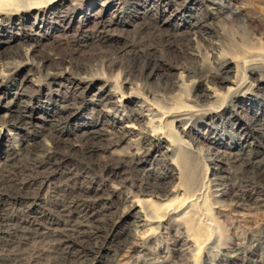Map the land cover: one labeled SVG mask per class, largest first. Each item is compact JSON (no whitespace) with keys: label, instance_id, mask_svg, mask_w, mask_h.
I'll return each instance as SVG.
<instances>
[{"label":"rangeland","instance_id":"obj_1","mask_svg":"<svg viewBox=\"0 0 264 264\" xmlns=\"http://www.w3.org/2000/svg\"><path fill=\"white\" fill-rule=\"evenodd\" d=\"M161 1L172 4L171 9H160L159 0H97L88 15L99 13L104 29L94 28L93 19L82 16L86 10L82 4L65 20L42 27L33 24L32 18L11 31V23L4 25L12 39L0 45V53L13 55L30 47L32 55L30 61H19L0 83V257L6 259L1 264H57L62 246L57 247L56 240L71 245L79 241L75 220L85 208L70 204L74 207L64 213L62 208L68 204L64 198L77 197L80 188L89 189L88 196L99 197L93 202L94 211H100L97 218L107 226L100 232L98 248L89 252V264H264V171L259 183L248 185L241 181L251 178L247 173L242 172L241 178L238 173L233 176V165L221 155L214 156L218 151H232L264 166L263 77L251 80L253 91L243 92L235 107H227L223 116L218 112L210 123L196 116V125L186 129L185 135L181 129L186 123L174 124L171 128L181 132L184 146L179 144L168 153L164 141L155 140L134 167H113L112 161L122 158L128 146L123 142L109 147L115 137L109 132H119L120 126L112 124L110 104L104 108L97 102L111 90L101 79L104 74L142 80L150 94L168 98L177 90L167 89L166 84L178 79L181 68L195 72L191 78L196 82L208 72L212 61L204 56L213 50L212 44L221 45L223 51L242 50L261 39L264 46V0H222L240 12L246 23L219 12L206 0ZM197 19L217 35L193 34L186 22ZM132 42L139 46L133 48L138 52L125 49L124 44ZM198 52L203 57H197ZM1 62L12 61L0 58ZM110 67L111 73L107 71ZM152 67L156 70L146 77ZM46 73L53 74L46 77ZM234 76L235 72L231 78ZM92 77L101 80L84 79ZM80 78L85 81L75 86ZM215 88L224 91L226 86ZM123 92L128 96L129 91ZM118 99L116 96L109 103ZM125 104L129 111L136 110L133 104ZM12 106L28 109L31 115L26 123L9 117ZM255 118L263 126L257 132L249 123ZM89 126L101 129V136L92 138L90 145L81 135L91 130ZM245 133L248 147L242 150L237 147L241 146L238 136ZM46 149H51L50 158ZM208 149L214 158L206 156ZM116 171L118 176L113 175ZM216 184L221 186L216 189ZM114 186L113 193L106 192ZM202 187L206 203L198 209L197 218L191 217L190 229H186L189 218L180 214L150 236L149 226L136 227V210L127 213L129 201L134 199H150L165 208L175 197L182 199ZM147 191H156L155 196L143 194ZM237 197L245 199L244 206H237ZM195 234L208 242L198 255L186 242ZM87 242L93 245L91 240ZM210 248L212 258L208 260ZM239 251L241 255L235 256Z\"/></svg>","mask_w":264,"mask_h":264},{"label":"bare ground","instance_id":"obj_2","mask_svg":"<svg viewBox=\"0 0 264 264\" xmlns=\"http://www.w3.org/2000/svg\"><path fill=\"white\" fill-rule=\"evenodd\" d=\"M96 1L97 0H0V45L9 42L10 39H12L8 35V30L11 31V29H13L15 25L17 26L21 21L26 22L27 20L32 18L34 22L33 24L35 25L37 24L42 27L47 25L49 22L61 20V18L65 20L80 4H82L83 8H86L85 11H82L83 14L82 16L89 17L90 15H88V13L90 11V8L95 4ZM173 1L175 0H171L170 2ZM206 1H208L211 5H215L219 12H224V13L228 12L231 15L237 16L238 20H240L241 22L243 23L247 22L240 15V12L233 11V8L229 4L223 3L222 0H206ZM103 2L106 3L108 2V0H102L101 3ZM159 2H160L159 4L160 9H165V8L171 9L172 4L167 3V1L163 2L159 0ZM89 18L91 20L93 19L92 21H94L93 22L94 28L99 27L101 29H104L106 27V24H104L103 20H101L102 18L99 17V13H95L94 15H92V17L90 16ZM6 23L7 24L11 23L12 28H8V30L5 29L4 25ZM186 25L188 26V29L192 31L193 34H197L199 36L202 34L217 35L216 32L214 31L211 32L207 30V26L204 24V21L202 19L200 20L197 19V21L193 23L186 22ZM124 47L125 49L131 48L132 50L136 51V49L133 48L139 46L136 45L135 42L134 44L132 42V43H125ZM212 47L213 50H211L210 54H208V52L207 53L205 52L206 54L204 56L206 57L207 61L208 59L212 61V65L209 66L210 68L208 67L209 68L208 72L205 73V75L201 78L199 76V79L197 78L199 81L196 82V81H192L191 78V77H195V72L188 69V67L181 68L180 69L181 72L178 79L174 82L166 84L167 89L169 87L172 91H174L173 89L177 90V93H174L172 97H168V98L158 97L156 95L150 94L145 87L144 81L142 80L132 81L129 78V76H125V75L121 77L120 74H116V75H109V77H103L105 76V74L102 71L101 75L104 74L102 78L101 77L84 78L89 80L91 79V81L95 79L98 80L102 79V81L105 82V84L110 86L111 90L108 91V93H106L105 95L101 96L99 99H97V102L99 104H102L104 108H107V106H109L107 108L109 109L108 112H112L114 114V123H112L113 126L114 125L120 126L119 132L117 131L109 132L111 135L115 136L113 140L110 142L111 145L109 147L118 146L123 142H126L128 146L122 158L113 160L114 162L112 161V164H114L113 166L114 168L120 170L122 168L126 169V168L134 167L135 164L139 163L140 157H142V154L145 152V150H147L146 149L147 146L152 144V142L155 140H163L164 145H166L164 147L165 151L168 153L174 152L179 144L183 146L185 144V142L183 143L181 139L180 133L182 132L181 134L185 135L186 129L188 130L189 128H191L192 125H196V123H194V117L196 116L200 117L201 122L210 123V121L213 119V116L218 112H221V116L225 115L227 113L226 108L235 107L236 105H234V103L240 101L241 97H243L244 95L243 92L245 91L247 92V90L253 91L254 85L251 82V80H256L257 78L255 77L264 78V46L262 44L261 39H256L254 45H249L248 47L242 50L241 47H239L233 49H226L225 51H223L221 50V45L219 46L215 44H212ZM217 49H219V51H216ZM140 50L142 51V49ZM199 52L197 57H201L204 54L203 53L202 55H200ZM31 55H32V48L30 47L26 50H23L22 52H17L16 54L13 55L10 54L3 55L0 53L1 59H8L12 61V62L2 63L5 61L4 60L1 62L0 83L3 80V78L6 77L7 74H9L12 70L16 68L15 65L18 64L19 61H23V60L30 61ZM15 58L18 59L17 62L14 61ZM207 61L205 65L207 64ZM149 64L150 63H148L147 65L149 66ZM208 64H210V62ZM112 70H113L112 67L107 69L109 73H111ZM155 70L156 67H152L151 71L146 75V77H150ZM233 72H235V76L231 78ZM52 74L46 73L45 76L47 77ZM188 78H191L190 82H188ZM84 79L81 78L78 79L77 83L73 81L75 82L74 85L79 86L81 81H85ZM66 80L68 79L66 78ZM223 85L226 86L224 91H219L218 88H215L216 86L219 87ZM70 87L77 89V87H72V84H70ZM123 90L129 91L128 96H125ZM116 96H118L119 99L114 101L113 103H109V100L115 98ZM23 103L26 104L25 101H23ZM125 103L133 104L134 109L136 110L129 111ZM106 104H110V105L106 106ZM23 110L24 107L18 106L15 108L12 106L10 107L9 110V117L12 119L14 118L13 120H15L17 123H23V122L26 123L28 121V116H30L31 113L27 111L28 109L24 111ZM121 121H123V124L120 123ZM180 123H186L183 129H181V132L178 131L176 132L171 128L174 127V124L179 125ZM249 123L254 132L260 131L263 127L262 124L259 122V120L256 118L254 120H251ZM90 128L91 130L88 129L87 131L81 134L82 136L85 137V140L87 142H89L94 137L101 136L100 135L101 129H98L97 127H90ZM239 135L240 136H238V141L241 143V146L240 144H238V146L236 144L235 145L237 147H241L242 150H244V148L246 149L248 147L246 138L249 135H246V133ZM230 138L233 139V141L237 140V138H235L233 135ZM209 151L211 152V150L209 149L208 151L205 152L206 156L210 158H214L212 157L211 154L212 152L210 153ZM239 152H241V149L239 150ZM45 153L48 154V157L50 158L51 149H46ZM215 153H217V155L214 156L218 157L221 155L223 159L225 158V162L227 164L233 165L232 168H235L233 176L236 173H238V175L241 178V173L244 172L247 173L249 177H251L249 180L247 179L248 181H246V179L244 181V179L241 178V181L243 183L250 185L253 184L252 181H254V183H259L263 179V177L260 176H262L263 174L262 172L264 171V166H260V161H258L259 163H257L255 161H252L248 157L242 158L240 153H234L232 151H230L229 153H225V152L219 153V151ZM242 153L243 152H241V154ZM7 160L8 159H6V162ZM113 175L118 176L119 175L118 171L113 172ZM47 179H51V178L48 176ZM155 186L154 187L157 188L158 185ZM213 186L214 188L218 189V187H220L221 185L216 184ZM111 188L112 189L106 190V192L113 193L115 186ZM206 188H208V186H206ZM203 189L204 187L200 189L201 191L196 190V192H190L188 195H183L182 199L175 197L171 201V204L166 206L165 208H159L150 199L148 200L134 199L132 201H129V206L127 207L128 208L127 213L130 212L131 210L132 211L136 210V214L138 215V219L136 220L137 221L136 227L146 228V226H149L148 235L150 236L159 233L161 228H163V224H167V222H169V219L172 216L179 217L180 214H182V218L183 217L189 218L187 219L189 221L186 229H188V227L190 229L192 227L191 225L193 224V219L191 220V217L197 218L198 217L197 213L199 211L198 209H200V207L205 206L206 203L207 193L205 195L201 193ZM79 190L80 192L77 194V197L74 198L73 196L72 198L66 196L64 198L66 201L68 199L67 202L68 204L67 205L65 204L64 207L62 208V213L67 211L69 208H73L74 206L75 208L77 206L83 207V209L85 208L84 210L81 209L84 211L83 215L80 218H78L77 221L75 220V223L78 222L77 228L79 229L78 230L79 241L76 242L75 245H71V244L63 243L64 241L62 240H56L59 241V243H57L58 245L57 247L62 246L61 247L62 254L61 257H59V262L57 264H89L90 262L88 259V256L90 254L89 252L93 247H97L100 244V238H101L100 232L101 230L107 227L105 220L103 219L99 220V218H97L98 215L101 214L100 211L99 212L98 210L94 211L93 202L99 200V197H97L95 194L88 196V193L90 191L89 189L84 190L80 188ZM155 193L156 191H147L143 194L151 196L154 195ZM221 193L225 194L227 192L223 191ZM108 195H106V197ZM2 197L3 196L0 193V200H2ZM86 198L89 199V201L92 202V204L87 202ZM244 201L245 199L241 197H237L236 199V203H238L237 206H244L243 204ZM199 202H202L201 205H199ZM70 204L74 206L69 207ZM201 215L202 214H200V216ZM79 220L81 221L79 222ZM144 238L146 237H143L142 240H144ZM89 240L93 242V245L87 242ZM206 241L201 240L200 236L196 234L192 235L190 239L186 240L188 244L190 242V246H193L194 249H196L194 254L196 253L197 255L199 251H202V248L204 250V247L207 246L208 242ZM86 242L88 243L89 247L85 246ZM212 251L213 248H210V252H208L206 255L208 260L212 258L211 257L212 254L210 255ZM239 255H241V251L236 253L235 256H239ZM5 260L6 259L0 257V264L3 263Z\"/></svg>","mask_w":264,"mask_h":264}]
</instances>
